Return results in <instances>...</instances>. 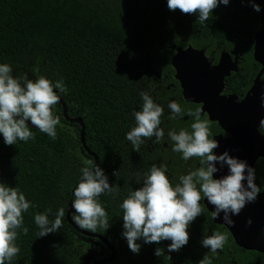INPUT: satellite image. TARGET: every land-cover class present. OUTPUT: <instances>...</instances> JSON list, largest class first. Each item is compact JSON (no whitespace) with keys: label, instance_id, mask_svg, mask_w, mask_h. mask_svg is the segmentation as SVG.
<instances>
[{"label":"trees","instance_id":"16d2710c","mask_svg":"<svg viewBox=\"0 0 264 264\" xmlns=\"http://www.w3.org/2000/svg\"><path fill=\"white\" fill-rule=\"evenodd\" d=\"M128 1L0 0V63L10 64L13 75L27 73L29 79L42 75L51 81L63 78L66 91L59 95L67 104L69 116L84 121L88 148L99 155L98 164L109 184L115 182L119 188L116 199L100 196L110 227L96 232L105 236L117 253L108 264H128L130 250L120 235L122 213L118 204L130 187L140 186L135 182L137 174L143 173L144 162L140 149L137 153L131 145L120 148L109 143L126 126L123 104L131 94L132 71L120 54L127 49L120 44L136 43L130 27L140 7ZM53 111L60 119L54 140L35 128H30L34 139L27 143L5 145L0 137V182L17 185L34 205L23 213L28 231L17 237L20 251L12 264H81L94 247L67 219L79 168L94 158L83 147L81 126L65 119L61 103L57 102ZM117 150L122 153L117 158L122 166H117L115 177L110 159ZM58 207L64 209L61 227L37 238L32 214L50 209L52 219ZM138 242L140 250L152 246L148 252L157 246ZM106 250L110 256L111 251ZM148 252L140 264H153Z\"/></svg>","mask_w":264,"mask_h":264},{"label":"flooded vegetation","instance_id":"af4514ba","mask_svg":"<svg viewBox=\"0 0 264 264\" xmlns=\"http://www.w3.org/2000/svg\"><path fill=\"white\" fill-rule=\"evenodd\" d=\"M128 2H133L134 6L137 2L140 7L130 27L136 43L120 44L127 49L120 54L127 59L132 71L129 73L131 94L129 101L123 104L126 126L118 138L109 139V143L120 148L131 145L124 134L134 125L131 113L139 106L137 92L148 91L154 102L164 109L161 127L165 130L185 128L190 131L192 122L186 113L180 119L168 120L169 100H175L185 110L199 108L201 119L208 120L210 138L219 143L213 151L220 154L227 149L230 155L246 160L255 168L254 182L261 192L254 202L246 203L238 215L232 216L233 225H227L220 217L212 220V205L202 198L199 202L202 214L187 229L186 245L169 253L170 241H160L156 248L161 254L155 257L154 251L148 252L149 248L153 250L152 246H143L137 254L129 252L127 263L140 264L143 254L148 252L153 264H198L207 252L199 241L203 235L215 231L224 233L227 239L213 258V264H264V235L261 234L264 229V108L260 106V93H252L253 88L259 89L264 84V1L255 0L261 5L260 12H255L248 0H229L228 5L213 9L204 24L196 20L195 15L181 13L178 9L169 11L166 0ZM178 65L184 66L185 71L179 70ZM180 77L188 83V95ZM100 136L98 134V141ZM140 151L144 157L143 172L151 164L163 162L171 183L176 182L179 174L200 166L195 157L182 161L179 153L171 152L166 141L155 144L149 139L141 145ZM115 152L110 159L112 170L122 166L117 159L122 153ZM257 152L259 155L255 156ZM225 174L226 166L213 175L218 178ZM248 218L252 221L250 225L246 224ZM97 242L93 245L98 252L95 259L109 257L108 247Z\"/></svg>","mask_w":264,"mask_h":264},{"label":"clouds","instance_id":"9594fccd","mask_svg":"<svg viewBox=\"0 0 264 264\" xmlns=\"http://www.w3.org/2000/svg\"><path fill=\"white\" fill-rule=\"evenodd\" d=\"M229 0H166L169 11L195 15L201 24L209 19L212 10L220 5H228ZM253 11L260 12L261 5L248 0ZM55 89V91H54ZM66 91L63 78L51 81L45 76L29 79L27 73L13 75V67L0 63V137L5 145H15L18 141L27 143L34 139L30 128H35L50 139H56V128L60 122L53 107L59 94ZM138 109L131 113L134 125L124 134V139L139 152L141 145L149 139L159 144L166 141L173 153H179L182 161L198 158L200 166L179 174L171 183L167 165L160 162L151 164L143 173H138L135 182L139 187L129 188L118 204L121 210V237L128 249L137 254L142 241L144 244L168 240L169 253L178 251L188 243L191 222L202 214L200 200L206 199L212 205L211 219L217 217L227 225H233L232 216L238 215L246 203L254 202L260 187L254 182L255 168L246 160L229 154L225 149L220 154L213 150L219 146L216 139L210 138L207 119H201L200 109L185 110L175 100L167 102V119H180L185 113L192 118L190 131L185 128L161 127L163 107L154 102L148 91L137 92ZM260 106L264 108V84H261ZM34 126L30 127L29 123ZM264 123V121H262ZM227 167V174L214 178V173ZM118 170L112 175L117 176ZM116 199L119 188L115 182L109 184L104 169L89 159L79 168V177L72 189L71 219L80 229L95 233L97 229L106 231L109 227L108 214L100 202L101 195ZM34 207L26 199L17 185L9 186L0 182V264H12L20 249L16 243L20 234H26L23 213ZM50 209L32 214L33 223L38 229L37 238L55 233L61 227L64 209L58 207L52 219ZM248 218L246 224H251ZM264 235V229L261 230ZM227 237L224 233L212 232L203 235L199 244L207 252L198 264H213V258L222 250ZM211 253V256L208 255ZM161 254L155 248L154 255ZM170 260V256L167 255Z\"/></svg>","mask_w":264,"mask_h":264},{"label":"water","instance_id":"95a60500","mask_svg":"<svg viewBox=\"0 0 264 264\" xmlns=\"http://www.w3.org/2000/svg\"><path fill=\"white\" fill-rule=\"evenodd\" d=\"M264 1V0H263ZM263 22H264V13H263ZM179 67V65H178ZM179 70H184L185 71V67L184 66H181L179 67ZM181 78V77H180ZM182 79V78H181ZM183 80V79H182ZM188 80L187 78V75H186V81ZM183 80V85L184 87L186 88V95H188V81L186 82ZM260 89V90H259ZM253 88L252 89V93H260L261 91V88ZM59 103H61L62 107H63V115L65 117V119L70 122V123H78L80 126H81V132H80V139H81V142L83 144V147L84 149L87 151V153L92 156L94 158V162L95 163H98V156L96 153H94L93 151H91L88 146H87V143H86V139H85V124H84V121L81 119V118H72L69 116L68 114V107H67V104L66 102L63 100V98L59 95V100H58ZM29 123V126L30 127H34ZM244 148H247V147H244ZM259 153L257 152L255 156H258ZM73 212V209L71 208V204H70V208L67 212V219L69 221V223L77 230L79 231L82 235L86 236L88 238V241L91 242L92 246L95 244V243H98V241L102 242L104 245H106L110 251H111V255L105 259H102V260H96L95 259V256L96 254L98 253L93 247L90 248L87 252V254L85 255L84 257V260L81 264H104V263H109V262H112L115 258H116V250L114 248L113 245H111L110 241L105 237L103 236L102 234L100 233H92L88 230H83V229H80L77 225H75V223L72 221L71 217L72 215H74ZM220 221V220H218ZM230 230L234 231V229L230 226ZM235 235V233H234ZM236 236V235H235Z\"/></svg>","mask_w":264,"mask_h":264}]
</instances>
